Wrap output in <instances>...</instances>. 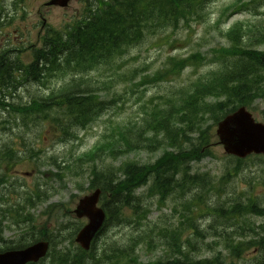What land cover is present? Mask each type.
Listing matches in <instances>:
<instances>
[{
  "label": "rangeland",
  "instance_id": "rangeland-1",
  "mask_svg": "<svg viewBox=\"0 0 264 264\" xmlns=\"http://www.w3.org/2000/svg\"><path fill=\"white\" fill-rule=\"evenodd\" d=\"M42 1L44 0H26L22 3L26 8L24 16H21L19 11L18 15L13 14L11 20L3 22V31L0 32L1 50L14 48L15 45L8 43L15 41L16 33L15 42L19 43L16 49L27 48V42L22 41L28 37V43L33 44V48L42 45L38 41L42 16L38 10L33 14L28 11L32 6L35 10ZM233 1L212 0L205 10L201 11V16H194L188 23L181 21L176 28L169 26L164 29L146 30L142 41L130 47L122 57L115 59L110 65H101L90 71L88 76L94 81L92 90L96 94L100 92L99 96L106 101L107 108L95 117L86 129L76 128L77 137L60 139V136L52 134L58 129L49 122L42 124L40 121V124L35 125L36 122L30 120V123H27L30 126L27 127L26 123H21L19 115H9L7 110L0 112V156L3 155L4 149H20L18 156L0 159V177L4 175L7 181L0 187V195H3L0 207L6 209L3 210L5 220H2L6 239L17 241L16 239L25 232H29L31 237L46 232L53 240L52 252L58 249H74L77 246L74 241L76 229L80 228L77 227V222L85 219H77L73 209L78 199L89 193L87 187L90 162L85 160L81 165L75 155L93 147L102 138L103 132L113 136L117 124L140 123L146 117V112L155 108L153 104L176 99L185 89H190L195 82L214 69V61H208L197 69L192 66L186 68L171 80L158 84H139L142 75H150L160 70L168 57H184L196 51L211 56L213 49L228 45V40L223 35L225 28L237 21L258 24L264 17V2L258 7L251 6L250 9L227 17L229 10L225 8ZM84 10L83 0H71L67 8L51 7L46 12L42 11L47 23L63 29V24L80 18ZM20 36L22 38L19 39ZM257 47L264 48V44ZM33 48L22 50L18 56L25 61L30 60L33 58ZM74 75V72L69 71L49 79L44 86L35 80H26L25 74L21 80L29 82L20 86L9 100L25 102L24 100L36 95H45L51 89L70 81ZM99 80L111 81L110 86H103ZM116 94L120 96L115 97ZM263 109L264 99L254 103L252 112L257 119L263 120ZM14 119L17 125L12 124ZM6 120L8 123L2 126ZM160 152L161 150H141L130 153L127 158L149 162ZM213 153V156L194 165L198 172L209 171L214 184L204 199L207 208L204 207V212L198 215L196 220L204 236L195 237L193 229L184 223L196 246L194 250H190L198 257L220 254L224 264H255L257 250H247L243 256L237 258L231 255L230 246L233 241L254 235L251 228L260 231L264 218L250 215L236 218L229 214V210L236 202H245L249 198L258 199L257 201L264 205V162L245 158L240 172L225 181L221 178L234 166L235 160L223 151L220 144L214 145ZM123 160L124 157H120L117 161L107 162L118 166ZM208 186L205 185V189ZM201 190V187H193L186 197ZM183 200L177 193L170 195L163 203L159 202V196H146L144 203L150 211L147 220L142 225H112L99 236L93 249L96 258H89L88 264H114L107 261L114 257L119 248L126 245L135 248L140 261L173 256L175 251L174 246L170 245L171 238L160 235V228L167 233L183 222L184 219L180 215L187 213L182 205ZM211 207L222 208L224 211L213 210ZM30 238L27 236L24 242L30 241ZM148 239H151V243L147 242ZM9 241H6V245L11 244ZM4 245L5 243H0V246ZM50 259L51 256L44 264H49ZM99 261L101 263H98Z\"/></svg>",
  "mask_w": 264,
  "mask_h": 264
},
{
  "label": "trees",
  "instance_id": "trees-1",
  "mask_svg": "<svg viewBox=\"0 0 264 264\" xmlns=\"http://www.w3.org/2000/svg\"><path fill=\"white\" fill-rule=\"evenodd\" d=\"M209 1H106L103 6L90 12L83 19L71 23L65 30L50 28L44 37L43 45L34 50V61L26 65L21 62L25 68L23 71L28 75L32 74L36 81H40L69 69L75 72L94 69L101 64L109 63L113 56L123 54L130 45L139 42L146 29L176 26L181 19L187 20L193 14H197ZM262 1L259 0V2ZM242 5L246 8L247 3ZM225 35L228 37L229 45L213 49V55L208 59L216 63V68L210 72L206 82L198 83L202 84V87L199 86L201 88L191 97V100H187L182 105V110H185L182 116H185L191 124H194V121H192L191 112L187 111L189 109L201 114L198 122H203L204 118L213 121L212 125L204 129L202 136L193 142L189 149L180 145L175 152L164 150L153 162L128 161L121 168L123 176L120 178L114 175L110 177L112 175L110 170L104 171L97 167L92 169L91 186L101 187L103 192L109 194L106 203L115 208L117 213L124 206H133L135 201L137 206L140 198L135 193L136 189L150 181V187L162 195L175 186L183 187L188 183L189 187L196 178L190 174L189 161L198 159L209 151L212 135L210 131L214 123L225 112L231 111L237 105H250L259 95L264 94V50L255 48L252 43L253 41L264 43V18L255 25L238 22ZM247 36H249V42H246ZM205 58L208 56H203L199 52L192 53L188 57L175 61L174 66L181 64V67H184L191 63V59L201 62ZM21 64L19 67L16 66L18 70ZM1 70L7 75L12 74L5 68ZM179 70L180 68L174 67L172 73L178 74ZM85 93L87 92L80 89L78 84L75 87V83H71L56 93L37 97L27 105H12V110L18 111L25 117H31L34 112L36 121L39 118L45 121L50 120L52 126L61 128L62 135H68L75 125L84 124L89 115L96 111L94 105L97 104V98L91 93ZM205 97H214L217 101L208 102L204 100ZM162 110L157 114L156 110L150 119L145 120L146 127L134 129L129 126L125 131L120 132V140L126 143L124 147L133 146L134 149H139L143 143L154 147L152 144L157 139L147 134L153 130L157 122L163 125V128H167V122H170L174 116ZM204 125L205 122L199 126L200 130L203 131L201 127ZM96 153L92 155L95 156ZM240 207L242 205L236 204L230 213L238 212ZM241 212L247 215H264V207L261 208L257 203L250 202L241 209ZM1 240L0 229V242H3ZM250 247L264 248V235L233 244L232 254L240 257ZM178 252L180 256L175 260H158L155 263L143 264H223L220 257L195 259L188 252L182 250ZM127 255L130 256V254ZM64 256L65 254L57 253L50 264H83L85 261L82 255H76V258L68 263ZM134 261L136 262L135 259Z\"/></svg>",
  "mask_w": 264,
  "mask_h": 264
},
{
  "label": "water",
  "instance_id": "water-1",
  "mask_svg": "<svg viewBox=\"0 0 264 264\" xmlns=\"http://www.w3.org/2000/svg\"><path fill=\"white\" fill-rule=\"evenodd\" d=\"M218 134L228 152L240 156L255 152H264V124L256 123L243 108L219 123ZM99 192L80 201L76 210L79 216L88 215L90 223L78 235L83 246L88 247L94 232L102 222L104 214L95 204ZM47 244L40 242L24 249L0 253V264H23L28 260H37L46 250Z\"/></svg>",
  "mask_w": 264,
  "mask_h": 264
},
{
  "label": "bare ground",
  "instance_id": "bare-ground-1",
  "mask_svg": "<svg viewBox=\"0 0 264 264\" xmlns=\"http://www.w3.org/2000/svg\"><path fill=\"white\" fill-rule=\"evenodd\" d=\"M113 218L116 220L115 217H113ZM112 223H113V221H111L110 224L108 223V224L105 226V229H104V230L109 229V228L112 226ZM0 243H1V242H0Z\"/></svg>",
  "mask_w": 264,
  "mask_h": 264
}]
</instances>
